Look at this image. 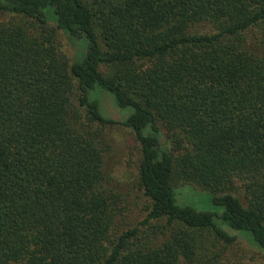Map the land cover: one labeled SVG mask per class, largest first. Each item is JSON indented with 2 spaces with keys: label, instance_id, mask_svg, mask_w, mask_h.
<instances>
[{
  "label": "trees",
  "instance_id": "obj_1",
  "mask_svg": "<svg viewBox=\"0 0 264 264\" xmlns=\"http://www.w3.org/2000/svg\"><path fill=\"white\" fill-rule=\"evenodd\" d=\"M0 16V264H224L223 225L264 250V0H0ZM113 126L139 155L133 224L105 172ZM180 182L223 214L178 205Z\"/></svg>",
  "mask_w": 264,
  "mask_h": 264
},
{
  "label": "rangeland",
  "instance_id": "obj_2",
  "mask_svg": "<svg viewBox=\"0 0 264 264\" xmlns=\"http://www.w3.org/2000/svg\"><path fill=\"white\" fill-rule=\"evenodd\" d=\"M51 15V14H50ZM10 17L0 16V23L8 22ZM58 43L62 50L66 51L72 58L75 52L74 46L68 37L58 33ZM83 50L84 48H79ZM79 61V59H75ZM90 99L99 105L101 115L108 120L115 122H126L134 113L133 108L121 109L116 105L115 98L109 92L96 87L90 93ZM106 140L111 149L105 155V172L109 176L108 186L122 194L127 200V208L119 218V222L137 223L142 221L145 214L142 213L141 196L136 189L138 178L139 155L133 137L126 129L118 126L107 128L105 131ZM176 198L181 207H191L198 212H216L223 214V208H216L212 202L209 191L195 188L191 185L178 183L176 185ZM140 203V206H139ZM221 223V222H220ZM224 229L234 236H238L237 243L225 245L209 237V247L217 251L221 262L224 264H264V250H259L249 239L243 235L252 236L248 233H239L223 225ZM241 234V235H240ZM214 243V247H212ZM182 264H186L182 261Z\"/></svg>",
  "mask_w": 264,
  "mask_h": 264
}]
</instances>
